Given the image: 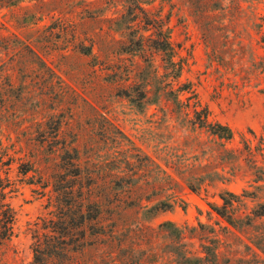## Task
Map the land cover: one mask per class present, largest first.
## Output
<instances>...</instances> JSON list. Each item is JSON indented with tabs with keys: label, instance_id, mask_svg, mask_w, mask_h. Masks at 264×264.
<instances>
[{
	"label": "rangeland",
	"instance_id": "374dc122",
	"mask_svg": "<svg viewBox=\"0 0 264 264\" xmlns=\"http://www.w3.org/2000/svg\"><path fill=\"white\" fill-rule=\"evenodd\" d=\"M147 1L144 7L170 15L171 40L182 45L185 63L173 87L189 91L180 92V100L193 96L191 104L207 108L209 120L227 126L232 138L192 128L183 116L163 112L162 102L137 109L122 97L137 79L134 72L125 81L124 73L105 69L107 60L116 67L111 54L120 36L106 33L101 18L114 9L100 12L104 0H24L15 7L0 1V177L13 183L5 202L15 214L0 264H34V236L42 239L44 222L60 216L54 184L74 182L76 165L71 169L64 159L76 151L83 185L92 188L91 197L85 189L84 196L100 205L103 225L108 208L115 209L119 229L171 222L187 236L193 230L191 252H204L214 240L217 252L252 256L246 246L253 248L255 229L230 226L212 205L223 206L222 197L233 194L235 216L244 220L264 203V178L258 181L244 160L247 145L264 170V0ZM93 42L96 65L76 49ZM154 61L159 65L158 57ZM144 157L153 164L138 171L137 184H126L132 177L125 161ZM154 164L170 178H156ZM22 165L30 169L26 175L19 173ZM159 202L172 207L146 220L144 207ZM82 252L88 261L101 251Z\"/></svg>",
	"mask_w": 264,
	"mask_h": 264
},
{
	"label": "trees",
	"instance_id": "16d2710c",
	"mask_svg": "<svg viewBox=\"0 0 264 264\" xmlns=\"http://www.w3.org/2000/svg\"><path fill=\"white\" fill-rule=\"evenodd\" d=\"M22 1L24 0H4L5 4L2 6L15 7ZM119 3L122 6L120 9H118ZM150 3L147 0H104L105 6L100 12L114 9L110 17L101 16V20H105L108 25L106 33L120 36L116 41L119 47L111 54L117 62L116 67L111 64V60H107L105 63H108L106 65L108 68L105 69H111L113 76L124 73L125 81H129L131 72L135 73L137 82L132 81L123 90L122 95L135 108L142 109L146 104L162 102L163 112L165 110L171 116H183V122L192 128L205 129L219 140H230L231 130L225 125L210 121L207 108L202 107L197 101L191 104L190 100L193 96L186 98L185 101L180 100L179 93L189 91L187 86H179L177 89L173 87V82H177L185 63V58L180 56L182 45L175 44L171 40V29L168 26L170 15L163 16L161 9L151 10L144 7ZM94 45V42L89 46L79 43L76 49L80 55L90 57L95 63L98 57L92 54ZM126 56L130 59L125 58ZM135 57L140 63L133 61ZM156 57L160 59L159 65H155ZM127 61L136 70L134 67L128 68L125 65ZM189 108L192 110L190 111ZM68 155L64 159L67 167L73 169L76 165L72 174L75 177L74 182H68L64 186L59 182L54 184V191L58 194L57 199L62 203L60 216L58 220L51 219L44 222L42 229L48 232L41 234L42 239L38 235L34 236L36 238L33 249L34 264L49 262L50 264H264V203L258 204L244 220L235 216L233 203H239V199L233 194H227L229 199L222 197L223 206L212 205L215 214L230 226L255 229L253 248L246 246V249L251 251L249 252L252 254L251 257L236 258L230 253L217 252L214 240H210L212 246H202L204 252H191L187 239L195 237L192 234L193 230H189L190 236H187L171 222H162L156 228L135 222L119 229L112 216L113 213L117 215L119 213L115 209L108 208V222L103 225L105 220L100 205L86 201L87 198L84 196L85 189L88 198L91 197L92 188L91 184L83 185L84 176L79 167L78 152ZM244 155V160L253 165L256 179L263 180L264 170L257 167L255 155L247 145ZM231 156L234 157L232 154ZM125 163L132 177L126 180V184H133L132 182L137 184L138 181H135L134 176L139 174L138 171L147 169L153 164L147 157L138 159L136 164L128 160ZM154 166L158 172L156 178L161 174L167 179L170 178L157 164ZM20 167L19 173L22 175L30 171L23 169V165ZM120 185L118 181L115 186L120 187ZM12 186L13 183L8 179L0 177V249L14 235L15 214L5 202V190L10 189L9 192H13ZM171 207L172 204L168 202H159L150 208L145 206L144 217L148 221L152 220ZM88 237L91 239L88 240ZM86 247H94L101 252H94L86 261L82 252Z\"/></svg>",
	"mask_w": 264,
	"mask_h": 264
}]
</instances>
